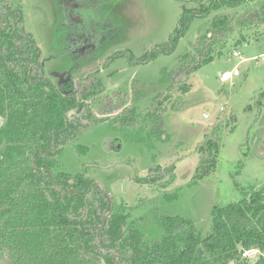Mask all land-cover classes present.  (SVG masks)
I'll return each instance as SVG.
<instances>
[{
	"label": "rangeland",
	"instance_id": "1",
	"mask_svg": "<svg viewBox=\"0 0 264 264\" xmlns=\"http://www.w3.org/2000/svg\"><path fill=\"white\" fill-rule=\"evenodd\" d=\"M208 1L77 0L98 37L93 50L95 57L127 49L143 61L152 53L144 64L135 66L129 65L122 55L116 56L103 69V76L107 69L130 68L132 71L125 79L131 87L138 82L141 90L132 96H143L139 100L141 107L155 104L163 115L165 134L161 139H153L150 145H145L144 140L141 143L131 140L125 141L118 153L106 152L100 140L106 126L99 124L84 132L80 139L84 143L100 139L76 159L79 149H65L60 169L79 173L85 163H92L89 168L85 165L86 172L102 180L115 203L133 207L128 220H136L135 226L146 238L158 236L160 230L146 221L139 224L140 216L146 220L149 215L154 219L160 217L155 214L157 211L178 214L190 218L196 230L207 234L212 228L215 207L237 200L241 187L247 189L264 183V22L236 26L214 42L204 39L215 13H226L235 19L244 8L252 11L260 0H250L235 8L223 6L207 17L194 18L170 53L156 52L158 44L170 45L183 9ZM20 3L25 24L44 57L51 53L66 54L76 47L79 42L76 34L82 31V26L70 22L65 15V0ZM242 35L245 39L236 44ZM207 42L214 58L191 74H179L182 65L185 68L196 65L198 57L194 53ZM235 52L239 55L235 56ZM66 57L69 61L70 55H63L59 58L61 62L52 59L47 64L60 68ZM77 60L83 58L77 56ZM184 85L189 87L188 91H184ZM203 113L208 117H203ZM210 139L217 146L214 169L197 177L199 148ZM152 162L161 167L174 164L175 178L165 188L143 179ZM262 255L264 251L248 249L241 253L239 261L251 264Z\"/></svg>",
	"mask_w": 264,
	"mask_h": 264
},
{
	"label": "trees",
	"instance_id": "2",
	"mask_svg": "<svg viewBox=\"0 0 264 264\" xmlns=\"http://www.w3.org/2000/svg\"><path fill=\"white\" fill-rule=\"evenodd\" d=\"M249 1L209 0L198 7L183 9L169 40L170 45L160 43L156 52L170 53L194 18L207 17L223 6L235 8ZM4 4L0 5L3 21L5 15L12 18L16 15V8L6 2ZM244 9L235 19L226 13H215L204 39L214 42L230 34L236 26L264 22V0L255 3L252 11ZM1 33L0 28V113L6 114L8 121L0 127V264H103L100 258L105 264H240V255L245 250L264 251V183L247 189L241 187L237 200L215 207L212 228L207 234L196 230L190 218L178 214L157 211L155 214H160V217L154 219L149 215L146 220L140 216L139 224L146 221L160 230L158 236L151 238H146L142 230L135 226L136 220L131 219L127 223V215L121 209L113 210L104 219L109 200L99 186H90V179L82 173L73 177L75 190H68L72 185L67 182L69 176L63 173L54 180V189L48 171L53 164L49 158L53 154V139L57 144L73 138L71 126L80 131L87 125L84 122L87 116L81 113L67 122L63 117L59 121L49 116L50 127L55 124L58 130L54 133L55 138L52 139L50 131L41 135V149L35 146L34 149L33 144L26 142L25 113H35L30 130L34 135L37 133V118L42 119L40 113L46 116L47 111L56 110L52 100L26 104L10 98L14 93V96L18 94L17 97L22 95L17 81L25 78L26 64L31 63L37 53L26 41ZM244 39L242 35L236 44ZM210 45L207 42L197 49L194 53V57H198L196 65H186V68L185 64L182 65L179 74H191L211 61L214 56L210 53ZM221 53L219 51L218 55ZM183 89L188 91L189 87L184 85ZM43 104L50 109H42ZM149 105L143 114L149 122L146 137L161 139V135L165 134L163 115L154 103ZM133 110L130 112L133 113ZM47 130H50L49 127ZM213 141L210 139L199 148L197 177L214 169L217 146ZM32 153L35 154L37 169L30 164ZM173 170L174 164L161 167L151 163L143 179L164 188L174 180ZM235 185L239 187L238 183ZM46 191L50 192V196ZM69 215L76 218L72 219ZM123 225L125 230H122ZM251 264H264V256Z\"/></svg>",
	"mask_w": 264,
	"mask_h": 264
},
{
	"label": "flooded vegetation",
	"instance_id": "3",
	"mask_svg": "<svg viewBox=\"0 0 264 264\" xmlns=\"http://www.w3.org/2000/svg\"><path fill=\"white\" fill-rule=\"evenodd\" d=\"M20 1L21 0H17L16 2L12 0H0L1 6L5 5L4 2H6L11 7L16 8V15L13 18L8 15L4 16L5 21L0 18V28L3 31L1 34L14 36L22 41H26L30 46H32L31 49L37 53V56L31 61V63L29 62L26 64L24 72L25 78L21 81H17V85H19V88L22 89V95L17 97L18 94L14 96L16 94L14 93L10 96V93L8 96H10L11 99H18L26 104L28 102H43L52 100L56 112L47 111L48 115L46 116L44 113L39 112L42 119L38 120L37 118V133L34 135L30 130L33 126L34 119L32 115H35V113H25L26 119L23 121V124L25 129L28 130L26 142L29 141L28 143L33 144V147L35 146L37 149H41L39 146L41 135L50 131L53 139L55 138L54 133L58 131L55 124L50 127L52 124H50L47 120L49 116L57 118L59 121L63 117L65 122L69 121L73 116H79L81 113H83L84 116H87L84 121L87 125L86 127H81L80 131H77L73 126H71V132L74 133L73 138H69L57 144L55 139H53L51 147L53 154L49 155L50 160L53 161L51 169L48 170L53 180V188L55 189L54 180H57L58 175L63 173L69 176L67 182L72 185L68 188V190H75L76 188L73 186V177L78 172L74 171V173L71 174L60 169L63 165L62 155H64L65 149L68 150L71 148L73 150L79 149L78 153H75L76 157L74 159L87 153L89 147H92L93 143H96V140L100 139V137H98V139L93 141L85 143L81 142L80 137L91 127H95L99 124H104L103 127L106 126V129L102 131V138L100 139L101 147L106 152H120L125 141L132 140L134 142L136 140L141 143V140H144L143 143L145 145H150L153 143L152 140L156 139L154 136H149L148 138L146 137L149 129V122L144 118L143 114L146 109L150 107V105L141 107L139 100H141L143 96H140V98H137V95L132 96V93H140L141 90L138 87L139 83H134L131 87L132 84L129 86L128 80L126 81L125 79L126 74L129 76L132 70H130V68L127 70L125 68H117L115 70L107 69L103 76V69L106 68L107 64L109 65L112 60L116 59L120 55L126 58V62L129 65L135 66L144 64L151 58V53H149L147 56L148 58L143 61H141L138 57L133 56V54H129L127 49L111 52L106 56L95 57L94 54L96 53L93 52V50L96 47L95 45L98 37L93 28L87 23V15L83 14L79 9L81 6L77 3V0H65V15L70 19V22H74L82 26V31L78 33L76 32L79 42L75 48L68 50L69 52L66 54L51 53L49 56L44 57L34 40L32 32L25 24ZM63 55L64 57L66 55H70V57L69 61H67L66 57V61L63 62L60 68H54L53 66L50 67L47 64V62L52 59L56 62H61V59L59 58ZM77 56L78 58L82 57L83 60L78 62ZM132 78L131 74V82ZM105 81L107 87L105 85ZM46 107L50 109V107L45 106V104H43L42 109ZM131 109H134L133 113L132 111L130 112ZM128 112H130V115H128ZM6 117V114L0 113V127L7 123L8 118L6 121ZM48 127L50 130H47ZM113 132H115V134ZM163 136L164 135H161V138ZM34 153L30 156V164L34 167V169H37L34 161ZM85 165L89 168L93 164L85 163L83 165V171L79 173H82L84 177L90 179V186H99L109 200V208L104 214V219H106L113 210H122L121 212L127 215V222L131 211H133V207H131L127 202V205L122 202H119L118 204L115 203V198H113L110 191L105 188L102 180H99L97 177L92 178V175L88 171L86 172ZM144 177L145 176H143V178ZM49 193V191H46L48 196H50ZM123 201L125 202V200ZM136 207H134V209ZM109 210L110 212L106 216V213ZM70 217H72V219L76 218L75 216ZM125 229L126 226L123 225L122 230ZM101 259L104 261L103 258H100V260ZM103 264H105V261Z\"/></svg>",
	"mask_w": 264,
	"mask_h": 264
},
{
	"label": "built area",
	"instance_id": "4",
	"mask_svg": "<svg viewBox=\"0 0 264 264\" xmlns=\"http://www.w3.org/2000/svg\"><path fill=\"white\" fill-rule=\"evenodd\" d=\"M234 55H235V56H238V55H239V52H235ZM202 115H203V117H205V118L208 117V115H207L206 113H203Z\"/></svg>",
	"mask_w": 264,
	"mask_h": 264
},
{
	"label": "water",
	"instance_id": "5",
	"mask_svg": "<svg viewBox=\"0 0 264 264\" xmlns=\"http://www.w3.org/2000/svg\"><path fill=\"white\" fill-rule=\"evenodd\" d=\"M109 212H110V210L106 213V216L109 214ZM106 216H105V217H106ZM101 261L104 263V261H103L102 259H101Z\"/></svg>",
	"mask_w": 264,
	"mask_h": 264
},
{
	"label": "bare ground",
	"instance_id": "6",
	"mask_svg": "<svg viewBox=\"0 0 264 264\" xmlns=\"http://www.w3.org/2000/svg\"><path fill=\"white\" fill-rule=\"evenodd\" d=\"M228 73H229V72H228ZM228 73H226L225 77H228V75H229Z\"/></svg>",
	"mask_w": 264,
	"mask_h": 264
}]
</instances>
